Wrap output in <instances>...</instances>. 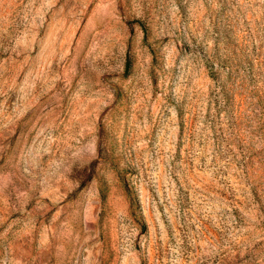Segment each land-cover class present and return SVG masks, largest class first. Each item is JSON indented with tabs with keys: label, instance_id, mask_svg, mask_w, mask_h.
<instances>
[{
	"label": "rangeland",
	"instance_id": "obj_1",
	"mask_svg": "<svg viewBox=\"0 0 264 264\" xmlns=\"http://www.w3.org/2000/svg\"><path fill=\"white\" fill-rule=\"evenodd\" d=\"M0 264H264V0H0Z\"/></svg>",
	"mask_w": 264,
	"mask_h": 264
},
{
	"label": "clouds",
	"instance_id": "obj_2",
	"mask_svg": "<svg viewBox=\"0 0 264 264\" xmlns=\"http://www.w3.org/2000/svg\"><path fill=\"white\" fill-rule=\"evenodd\" d=\"M31 152L30 149L26 150L25 153L23 154V157H27L29 153ZM95 159V154L85 156V157H80L76 154H73L71 157H65L64 158V163H65V172L71 174L73 169L76 168L78 170L83 169L86 166H89L92 162V160ZM225 247L227 246V241H225ZM223 249H221L222 251Z\"/></svg>",
	"mask_w": 264,
	"mask_h": 264
}]
</instances>
